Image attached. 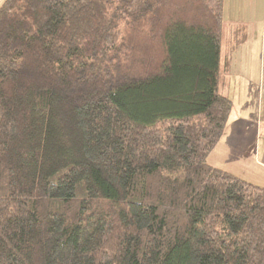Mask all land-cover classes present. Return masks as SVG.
Returning a JSON list of instances; mask_svg holds the SVG:
<instances>
[{
    "label": "trees",
    "instance_id": "1",
    "mask_svg": "<svg viewBox=\"0 0 264 264\" xmlns=\"http://www.w3.org/2000/svg\"><path fill=\"white\" fill-rule=\"evenodd\" d=\"M223 23V0H0V264H264V185L208 161Z\"/></svg>",
    "mask_w": 264,
    "mask_h": 264
},
{
    "label": "crops",
    "instance_id": "2",
    "mask_svg": "<svg viewBox=\"0 0 264 264\" xmlns=\"http://www.w3.org/2000/svg\"><path fill=\"white\" fill-rule=\"evenodd\" d=\"M260 11L264 13V0H223L224 20L225 18L232 20L236 27L233 30L242 32L238 45L233 47L229 70L235 75V79L239 80L237 89L235 88V83H233L234 89L238 91L239 95L245 97H251L252 94L256 93V90L249 86L247 80L257 79V74L254 73L257 71V67L254 69L253 64L257 63V60L255 56L254 58L252 57L254 52H251V41L253 37L257 40L258 32L260 34L262 32L261 23L260 27L259 25L256 26L259 24L258 16L260 13L258 12ZM257 56L259 60L260 57H263V62L260 60V63L264 64V51ZM251 64L253 65L252 67ZM258 78L260 86L258 109H256V106L253 111L243 109V115L239 117L238 123H232L231 127L228 116L224 132L208 155V157L212 156L211 160L208 161L251 182L264 185V99L262 98L264 91V66ZM249 104L253 105V102L248 100L247 106ZM246 108L248 109V107ZM230 135H235L234 137H236L235 140H233L234 137L232 138L231 142H234L232 148H229L230 146H227L226 142H224L225 138Z\"/></svg>",
    "mask_w": 264,
    "mask_h": 264
},
{
    "label": "rangeland",
    "instance_id": "3",
    "mask_svg": "<svg viewBox=\"0 0 264 264\" xmlns=\"http://www.w3.org/2000/svg\"><path fill=\"white\" fill-rule=\"evenodd\" d=\"M258 13H260L258 16L259 24H257V25L255 24V25L256 26L259 25V27H260V23H261L262 32L260 34L257 31L258 32L257 40L254 39V37H253V39L251 41V46H252L251 52L252 53L254 52L253 53L254 55L252 57L254 58V56H255V59L257 60V63L256 62L253 63L254 69L257 67V71L254 72L255 74H257V79L256 78H255V80L250 79V81L247 80V82L249 83V86H251V88H253V90H256V93L252 94L251 97H245V96H241L238 94V91L236 89H237V86L239 85V83H238L239 80H236L234 77L235 75L233 73H231L229 70V68H230L229 65L231 63L232 53H233V49H234L233 47L238 45V41L241 38L242 32L233 30V28H236V27L234 26V23L232 22V20H229L228 18H225L224 23H223L222 53H223V58L226 55H228V57H229L228 62L229 63L227 62V64H228L227 70L228 71L225 73V75L223 74V76H224L223 79L225 80L226 84L224 83V85H223V79H222V85H221L220 89L224 94H226L227 96H229L233 100V107H232V111L230 113L231 117L229 115V119H230V123H231L230 127H231L232 123H238L239 117L241 115H243V109L253 111L255 106H256V109H258L257 105L259 104L258 99H259V95H260V86L258 84V82H259L258 75L260 74V72H262V69L264 66L263 63H260V60H261V62H263V57H260V60H259L258 59L259 57L257 56V55L262 54V51H264V13H263V11H260ZM249 51H250V49H249ZM259 65H260V68H259ZM252 66L253 65L251 64V67ZM233 83H235L236 89H234ZM262 98L264 99V91L262 93ZM248 100H251L253 102V105L249 104L247 106ZM246 107H248V109ZM251 114H252V112H251ZM251 119H252V115H251ZM254 122H255V120H254ZM242 128H243V126H242ZM227 134H226V136H227ZM234 136L235 135H230L227 138H225V140H224V142H226V145L230 146L229 148H232V146H233L234 142H231V141H232V138ZM235 139H236V137H234L233 140H235ZM211 157L212 156H209L208 160H211Z\"/></svg>",
    "mask_w": 264,
    "mask_h": 264
}]
</instances>
